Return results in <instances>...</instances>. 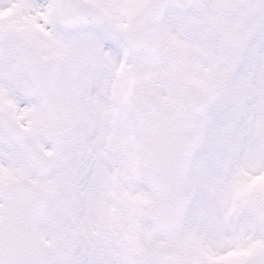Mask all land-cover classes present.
Returning <instances> with one entry per match:
<instances>
[{"label": "snow or ice", "instance_id": "6c2138e0", "mask_svg": "<svg viewBox=\"0 0 264 264\" xmlns=\"http://www.w3.org/2000/svg\"><path fill=\"white\" fill-rule=\"evenodd\" d=\"M0 264H264V0H0Z\"/></svg>", "mask_w": 264, "mask_h": 264}]
</instances>
